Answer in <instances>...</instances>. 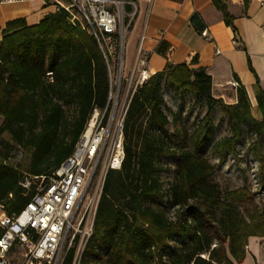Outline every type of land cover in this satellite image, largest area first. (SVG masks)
Wrapping results in <instances>:
<instances>
[{"label": "trees", "instance_id": "trees-1", "mask_svg": "<svg viewBox=\"0 0 264 264\" xmlns=\"http://www.w3.org/2000/svg\"><path fill=\"white\" fill-rule=\"evenodd\" d=\"M212 3L234 29L224 1ZM130 10L125 3L124 11ZM190 21L203 26L196 14ZM1 33L0 142L6 132L29 154L23 171L6 161L7 152L0 153V204L10 213L29 198L19 185L24 175L56 167L72 151L93 109L104 107L111 56L105 58L94 36L71 22L63 8L33 24L24 18L7 20ZM168 46L162 39L155 51L165 56ZM196 60L193 56L191 61ZM163 85L179 98L191 94L193 104L205 108L191 129L169 128L178 114L164 100ZM256 86L259 119L239 81L235 102L225 103L212 94L211 76L201 66L166 61L162 70L134 87L123 121L124 156L120 168L105 173L80 264L242 262L248 237L264 236V206H243L255 192L246 185L221 189L214 174L229 154L238 153L245 128L254 136L248 149L258 163V186L264 187V92L257 77ZM217 107L229 133L209 144ZM170 156L175 157L174 177L165 189L164 159ZM71 257L70 251L63 264H70Z\"/></svg>", "mask_w": 264, "mask_h": 264}, {"label": "built area", "instance_id": "built-area-1", "mask_svg": "<svg viewBox=\"0 0 264 264\" xmlns=\"http://www.w3.org/2000/svg\"><path fill=\"white\" fill-rule=\"evenodd\" d=\"M25 1L31 0H0V4ZM52 1L55 9L66 10L71 22H79L94 36L105 58L116 52L119 14L110 5L119 2L122 11V0ZM108 71L110 75L109 66ZM148 76L141 69L138 82ZM130 92L119 104V88L113 93L110 79L104 107L93 109L70 154L46 173L24 175L19 185L29 198L19 211L7 213L0 204V264H63L70 251V264H80L93 232L105 173L120 168L124 156L123 121Z\"/></svg>", "mask_w": 264, "mask_h": 264}, {"label": "crops", "instance_id": "crops-1", "mask_svg": "<svg viewBox=\"0 0 264 264\" xmlns=\"http://www.w3.org/2000/svg\"><path fill=\"white\" fill-rule=\"evenodd\" d=\"M119 1V0H117ZM131 7L126 35L130 76L139 71L148 75L162 70L166 61L204 67L212 79V94L235 102L232 82L245 87L251 107L256 108V77L264 92V5L262 0H222L233 17L234 29L226 25L222 12L212 0H123ZM124 3V4H125ZM119 2L110 5L117 11ZM124 8V6H123ZM54 9L46 0L0 4L1 30L7 20L24 18L27 24L38 22ZM196 14L203 26L190 21ZM205 31L206 36L202 35ZM169 44L166 55L155 51L160 40ZM197 60L192 62V57ZM130 72V71H129ZM225 91L228 93L225 94ZM240 264H264V236H249L246 255Z\"/></svg>", "mask_w": 264, "mask_h": 264}, {"label": "rangeland", "instance_id": "rangeland-1", "mask_svg": "<svg viewBox=\"0 0 264 264\" xmlns=\"http://www.w3.org/2000/svg\"><path fill=\"white\" fill-rule=\"evenodd\" d=\"M61 1L63 3H69V0ZM124 3L125 2L123 1L122 7L124 6ZM46 4L56 10V5L52 0H46ZM115 13L119 14L118 28L115 36L116 52L112 53L108 66L110 68V79L112 81L113 93L116 87L119 88L117 102L121 104L123 101H127L128 92L134 88L136 83H139V78L130 76L129 73L132 75L133 71L126 68L128 61V44L126 42V35L130 26V16L124 11V8L122 11H115ZM124 17H126L125 21ZM121 57L122 61L120 62ZM118 77L119 84L117 82ZM226 93H228V91H225V94ZM162 95L167 105L178 114L177 119H170L169 128L171 130H175V128L182 129L183 127L191 129L197 124L205 111V108H199L197 105L193 104V97L189 93H184L182 98H179L172 89H170L167 85H163ZM221 98L225 103H232L226 96ZM250 110L255 118H260V112L257 108L250 107ZM212 117L215 126L209 144H211L215 139L229 133V124L227 123L226 118H221V113L218 107L215 109ZM253 138V134L244 128L243 134L237 144L238 153L236 155L229 154L226 160L221 162L216 167L214 174V181L221 189L246 185L255 192L252 202H245L243 204L245 207L252 205L264 206V187H261V184L257 186L258 163L256 158L252 156L251 151L248 149V143ZM2 140L3 141L0 142V153L3 154L7 152L6 161L17 164L21 170L25 171L29 161V154L18 148L6 132L3 133ZM207 150L208 148L206 151ZM210 160L215 163L217 162L216 158H210ZM164 162L165 169L162 173V179L164 187L167 189L169 184L173 181L175 157H166Z\"/></svg>", "mask_w": 264, "mask_h": 264}, {"label": "water", "instance_id": "water-1", "mask_svg": "<svg viewBox=\"0 0 264 264\" xmlns=\"http://www.w3.org/2000/svg\"><path fill=\"white\" fill-rule=\"evenodd\" d=\"M120 27H121V25H120ZM121 29V28H120Z\"/></svg>", "mask_w": 264, "mask_h": 264}]
</instances>
